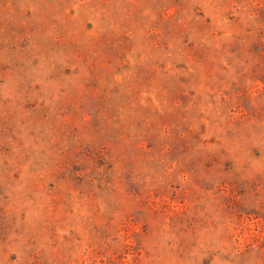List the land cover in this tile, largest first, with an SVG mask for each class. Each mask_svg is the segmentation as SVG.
<instances>
[{
	"label": "rangeland",
	"instance_id": "1",
	"mask_svg": "<svg viewBox=\"0 0 264 264\" xmlns=\"http://www.w3.org/2000/svg\"><path fill=\"white\" fill-rule=\"evenodd\" d=\"M0 264H264V0H0Z\"/></svg>",
	"mask_w": 264,
	"mask_h": 264
}]
</instances>
